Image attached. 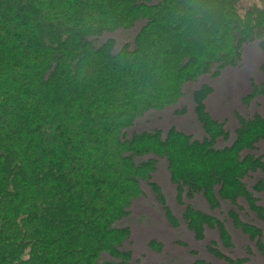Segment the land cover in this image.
<instances>
[{
    "label": "trees",
    "instance_id": "obj_1",
    "mask_svg": "<svg viewBox=\"0 0 264 264\" xmlns=\"http://www.w3.org/2000/svg\"><path fill=\"white\" fill-rule=\"evenodd\" d=\"M138 23L118 50L113 39L100 42ZM251 45L264 54V0H0V264H131L123 249L131 230L119 222L143 195L140 183L178 225L151 182L157 159L178 202L228 203L232 225L264 256L261 229L238 214L243 199L264 223L254 196L264 177L251 190L243 182L264 172L255 155L262 116L235 113L234 139L218 148L229 134L206 108L212 87L201 84L191 94L201 140L173 127L125 133L149 111L177 105L187 84L236 66ZM251 90L247 102L264 95V83ZM181 218L194 240L214 229L233 247L216 217L189 204ZM205 249L225 264H251L216 242Z\"/></svg>",
    "mask_w": 264,
    "mask_h": 264
},
{
    "label": "rangeland",
    "instance_id": "obj_2",
    "mask_svg": "<svg viewBox=\"0 0 264 264\" xmlns=\"http://www.w3.org/2000/svg\"><path fill=\"white\" fill-rule=\"evenodd\" d=\"M140 27L141 23H138L130 30H119L113 34L104 35L100 38V42L109 38L113 39L116 44L115 50H118L123 43L132 42ZM242 53V58L236 66L224 68L218 76L208 74L195 83L187 84L184 87V95L177 105L159 112L149 111L136 120L132 128L125 131L126 135L154 130H160L165 134L173 127L191 135L193 139L201 140L203 132L193 113L191 94L201 84H208L213 91L205 101L206 108L212 118L224 124L229 134L227 141L217 142V147L229 145L234 139V130L237 127L235 113L247 118L259 114L264 118V95L252 98L249 102L244 100V97L252 91V84L258 86L264 83V75L259 70L264 63V54L255 45L245 46ZM257 147L255 155L261 156L264 161V140L260 141ZM150 157H142L140 160ZM157 161L151 182L160 187L166 206L178 220V225L172 226L168 222L150 187L146 183H140L143 195L132 203L129 209L130 214L119 222L120 226H127L131 230L130 239L123 246L124 250L131 252V264H192L198 259L208 264H225L223 260L214 258L206 251L205 247L211 242H216L219 250L230 258H244L251 264H264V256L258 252L254 242L240 229L235 228L228 219L227 214L233 208L231 205L220 201L217 208L210 209L201 195H196L192 200L182 197V203L178 202L166 162L162 159ZM263 177L264 172H254L244 178L243 182L247 189L251 190L255 180ZM254 196L258 205L264 208V192L254 193ZM189 204L222 221L231 237L233 247H222L217 231L214 229L205 230V240H194L181 218L185 206ZM239 205L238 214L241 221L261 229L264 241V223L249 209L245 200L239 199ZM151 241L159 242L162 245L161 250L155 251L150 248L148 244ZM102 259L108 258L104 256Z\"/></svg>",
    "mask_w": 264,
    "mask_h": 264
}]
</instances>
